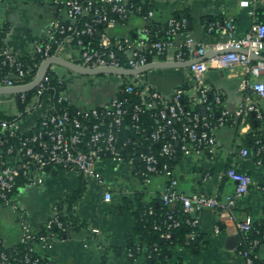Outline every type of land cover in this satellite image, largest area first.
I'll use <instances>...</instances> for the list:
<instances>
[{"label":"built area","instance_id":"built-area-1","mask_svg":"<svg viewBox=\"0 0 264 264\" xmlns=\"http://www.w3.org/2000/svg\"><path fill=\"white\" fill-rule=\"evenodd\" d=\"M258 1L264 2L240 0L239 4L248 8L250 14L255 16L253 4ZM51 2L58 10L65 11L66 18L54 19L48 29L47 38L32 43L30 58L33 60L42 61L59 52L66 42L72 41H75L78 63L91 68L101 66L138 68L161 57H164L162 60L184 61L190 57L202 56L210 47L186 33L189 20L185 16L169 17L166 20L164 34L160 36L156 34L154 39L149 38L147 26L136 36H120L111 32L120 19H126L131 15H140L146 21H150L155 15L154 6L145 10L143 3L137 4L132 0H51ZM207 30L208 32L223 30L227 36L226 41L213 47L246 49L248 53L233 51L189 66L195 78V89L189 96L192 100L205 104V115L185 110L182 104L185 91L181 88H174L168 101L158 90L147 84L149 87L141 95V102L133 106L131 119L136 133L149 143L135 142L136 147H133V150H130L132 148L130 139L119 137L127 114L129 96L135 92L133 81L122 79L118 92L108 104L99 107H78L75 110L71 107L75 102L67 93V89L60 92L57 97V103L67 105L57 108V103L48 89L50 84L48 73L33 90L19 94L18 100L22 102L30 100L26 114L32 116L34 122L28 128L20 127L18 120L0 122V131L15 140L6 148L7 159L0 160V202L19 214L23 227L20 243L24 249L21 253L12 255L0 238V264H46L44 257L38 252V245L45 249L50 248V234L54 226L60 232L67 230L62 220L61 208L54 205L46 221V228L50 231L44 236L32 231L26 219V211L14 198L13 190L18 177L28 176L27 184L33 185L39 182L42 174L55 167L77 171L85 177L101 181L102 175L98 165L107 158L134 166L137 175L145 183L155 174L164 173L168 176L161 198L166 205L179 204L184 214L188 215L185 222L192 227L188 243L199 236L200 212L219 209L221 222L232 220L235 231L242 233L238 252L244 263L264 264V218L261 220L263 226L260 228L250 220H237L232 211L236 202L249 193L253 182L251 175L235 167L228 168L225 174L235 183V189L233 194L220 199L198 192L191 194L181 192L178 189V180L169 166L177 146L185 154L214 153L217 146L216 129L224 126L232 116L245 118L253 113L259 119L263 117L257 101L246 99L232 112L223 108L222 97L217 93L214 98L216 103L222 106L220 117L216 122L207 119L206 115L211 111V106L206 102L212 90L204 84L202 76L211 68L226 70L237 64L248 65L252 73L259 74L260 66L251 65L249 53L259 54L264 50V23L254 20L247 32L240 37L236 35L237 26L233 16L224 21L211 22ZM95 34L99 38L97 41L92 38ZM59 35L64 38L58 37ZM151 56L153 59L150 60ZM36 73L35 64H30L23 55L7 47L0 50V86L26 83V79L34 78ZM59 75L63 81H68L63 75ZM240 89L253 90L259 98H264V81L244 80ZM159 105H161L159 111L153 113V117L160 120L158 125L153 129L143 126L142 114H145L147 109ZM186 116L189 117L188 120H185ZM175 122L180 126H174ZM32 129H34L32 132L26 134ZM3 144L4 140L0 135V146ZM155 145H159V152L154 149ZM255 145L256 163L264 166V140L258 138ZM249 152L248 148L240 150L242 156H247ZM160 156L166 160L161 162ZM10 159L14 161L11 163ZM137 160L142 163L141 168L136 167ZM105 199L107 201L112 199L110 192H106ZM181 223L182 220L176 217L174 210H171L166 229L179 227ZM155 228L160 229L159 225H155ZM214 229L220 232L221 226L217 224ZM94 231L99 232L98 229ZM161 235L168 237L169 233L162 232ZM138 250L140 251V247ZM129 255L132 256L131 251Z\"/></svg>","mask_w":264,"mask_h":264},{"label":"crops","instance_id":"crops-1","mask_svg":"<svg viewBox=\"0 0 264 264\" xmlns=\"http://www.w3.org/2000/svg\"><path fill=\"white\" fill-rule=\"evenodd\" d=\"M239 2L154 0L155 15L150 21L140 15H131L121 20L111 32L120 36H136L152 21L165 23L174 12L188 14L190 20L186 33L210 46L205 51L207 54L202 55L203 60H207L215 57L209 50L218 49L213 46L226 41L227 36L223 30L208 32L205 20L224 21L233 16L237 26L236 35L239 37L247 32L254 20L264 23V2L253 4L257 12L255 16L250 14L248 8L241 7ZM57 18L65 19L66 14L58 10L51 0H0V29L5 32V46L23 56L31 57L32 43L46 39L51 22ZM58 53L78 62L77 51L71 42H66ZM158 60L162 61H154ZM251 65L260 66L259 74L252 73L248 65L237 64L226 70L211 68L203 74L202 79L206 86L221 95L223 108L233 112L243 101L250 99L257 101L263 117L259 119L253 113L245 118L232 116L224 126L216 129L217 146L214 153H182L172 171L181 192H198L220 199L233 194L235 189V183L225 174L228 168L235 167L251 175L253 182L249 193L236 202L232 211L237 220L259 222L264 218V166L256 163L255 147L251 140L257 136L256 133L264 136V98H259L253 90H241L240 85L244 80L264 81V64L261 60L251 58ZM51 69L66 77L69 83L67 88H75L76 82L88 87L81 97L74 96L73 91L69 94L78 107L108 104L118 92L122 80L119 78L125 79V76L79 75L56 65ZM144 74L143 78L140 75L131 76L129 81H143L166 99L171 97L176 87L186 88L185 92L189 94L195 89V78L189 67L155 68ZM13 103L18 110L16 97L0 96V111L9 115L19 113L15 111ZM18 121L20 127L28 128L34 118L21 114ZM243 148L249 149L247 156L240 154ZM98 170L102 175L101 181L85 177L77 171L52 167L40 176L39 182L21 186L15 193L14 198L26 211L32 231L44 236V227L53 206L60 204L66 210L65 200L80 186L82 177L85 180V190L74 207V216L82 226L62 235L51 232L50 248L38 245V252L46 264H149L145 247L138 255H129V245L141 241L135 211L140 203L159 204L168 176L164 173L155 174L145 183L137 175L134 166L110 158L104 159L98 165ZM106 192L112 195L110 201L105 199ZM178 205L170 207L182 214ZM208 211L211 212L210 216H207ZM205 222L209 228L203 226ZM217 224L221 226L220 232L214 229ZM95 229L99 232H95ZM199 232V242L192 248L176 250L168 258L167 264H245L238 252L242 233L235 231L232 220L221 222V210L207 209L200 212ZM22 234L19 214L0 202V238L4 246L16 247Z\"/></svg>","mask_w":264,"mask_h":264},{"label":"trees","instance_id":"trees-1","mask_svg":"<svg viewBox=\"0 0 264 264\" xmlns=\"http://www.w3.org/2000/svg\"><path fill=\"white\" fill-rule=\"evenodd\" d=\"M135 3H143L145 10H148L149 8L153 7L154 5V0H132ZM257 13V12H256ZM173 16L176 17H182L185 16L190 20V17L188 14H180L178 12H174ZM122 19H120L121 21ZM217 20H212V19H207L205 20V27L206 29L208 28L209 24L211 22H215ZM81 24V23H80ZM165 23H160V22H155L152 21L151 24H148L147 27L148 32H149V38L154 39L155 35H163L164 34V29H165ZM189 26V25H188ZM0 50L5 49V43H4V37H5V32L0 29ZM134 36V35H133ZM64 38V36H58ZM93 40L97 41L98 35L95 34L93 37ZM73 45H75V41L71 42ZM55 51V49H54ZM53 51V53H54ZM26 60L30 64H35V72L38 69L39 64L41 63V60L36 59L33 60L28 56H24ZM121 59H123V56H121ZM153 59L152 56L150 57V60ZM160 59H164V57H161ZM48 74L50 75V84L48 89L51 91V94L55 100V103H57V97L60 92L64 91L67 88V82L63 81L61 79V76L56 73L54 70L51 68L48 71ZM33 78L28 77L26 79V82L31 81ZM135 85V92L131 94L130 101L127 105V114L124 117V121L121 126V132L119 137L121 139H130V150H133V147H136L135 142H143L145 144H148L149 141H146L142 138V136L134 130L132 127V124L134 123L132 118V113H133V106L135 103L141 102V98L147 90H148V85L146 83H141L140 80L135 79L134 81ZM124 87V85L122 86ZM182 90H186V88H181ZM32 92L29 93L31 95ZM218 92L212 90L208 96V100L206 104L211 106V111H208V114L206 115L207 119L213 120V122H216L217 119L220 117L219 112L222 109L221 104L216 103L215 101V94ZM190 94L187 92H184L183 98H182V104L185 108L186 111L190 112H199L202 113V108L205 106V104L197 102L192 100V98L189 96ZM169 101V99H168ZM30 100L27 99L25 102H22L17 99V105H18V111L19 113L9 115L6 114L4 111H0V122L1 121H16L19 119L20 115H25L28 111V105H29ZM67 103L59 104L57 103V108L61 106H66ZM72 110H75L78 108L76 104L71 105ZM161 108V105L159 107H154L151 109H147L146 113L142 114L141 116V123L143 126H147L150 129H153L158 125L160 120L158 118L153 117V113H156L159 111ZM188 116L185 117V120H188ZM174 126L179 127V123L175 122ZM34 129L27 131V133L32 132ZM0 135L2 136L4 140V144L0 146V160H6L8 155L6 153V148L11 145L12 143L15 142L14 139L10 138L6 133H2L0 131ZM147 135V134H146ZM257 136L252 137L251 144L254 145L256 149L255 142L256 140L262 139L264 140V136L256 133ZM154 149L156 152H159V145H155ZM182 155V152L180 150V147L177 146V151L174 154L173 158L169 161V166L170 170H173V167L175 166L177 160L180 158ZM161 162H164L166 159L162 156L159 157ZM136 167L141 168L142 163L137 160L136 161ZM29 181L28 176L21 175L20 177L17 178V183L15 185V188L13 190V193L15 194L18 189L21 186H24L27 184ZM85 190V180L82 177V181L80 186L71 194L68 196V198L65 200L67 202V207L66 210L62 207V205L58 204L59 208H61L62 211V220L64 221L65 225L67 226V231L74 229V228H79L82 226V223L74 216V207L76 201L82 196L83 192ZM178 210L182 213H178L176 209H172L169 205H166L162 198L157 205V203H140L136 212L137 216V228L138 232L140 233L141 241L139 244L132 243L129 245L128 249L132 252V256L138 255L139 252H141L142 247L146 248V255H147V260L149 264H167L168 258H170L174 252L180 248H186V247H194L195 246V240L188 243L190 234L192 232V227L189 226L185 221L188 217L187 214H184L182 212L183 210L181 207L178 205ZM171 210H174V214L176 215L177 218H180L182 220V223L179 227L167 230L166 225L168 223V214ZM155 225H159L160 229L155 228ZM255 225L257 227H262L263 226V221L255 222ZM50 230H47L46 224L44 227V234H47ZM51 232L53 233H59V234H64L66 232H60L58 228L55 226L52 228ZM162 232H168L169 236L168 237H162ZM138 247H140V251L138 250ZM12 255H15L16 253H21L23 251V246L21 243H19L16 247L14 248H7ZM148 255H150L148 257Z\"/></svg>","mask_w":264,"mask_h":264},{"label":"water","instance_id":"water-1","mask_svg":"<svg viewBox=\"0 0 264 264\" xmlns=\"http://www.w3.org/2000/svg\"><path fill=\"white\" fill-rule=\"evenodd\" d=\"M209 51H212L215 56L230 53L233 51H238L241 53H248L246 49L234 50L232 48H229V49L218 48V49L209 50ZM206 54L207 52H205L203 56H205ZM249 55L252 59L261 60V62L264 64V50H262L259 54L249 53ZM203 56L202 58L200 57V58L189 59V60H184V61H168V60L152 61L138 68H126V67H114V66H101V67L91 68V67L83 66L82 64L76 61L67 59L61 56L57 51L51 56L41 61V63L38 66L37 73L31 81H28L23 84L13 85V86H0V96H7V95L16 96V98L19 99L18 98L19 94L23 92H29L33 90L35 87H37L42 82V80L48 73L49 69L54 65L65 68L68 71L74 72L79 75H84V76L117 75V76L137 77L138 75L148 72L149 70L155 69V68L189 67L195 62L202 61L204 59ZM202 114L203 115L206 114L204 107L202 108ZM210 215H211V212L208 211L207 216H210ZM203 226L206 228H209L206 222L203 224ZM198 242H199V236H197L195 239V243H198Z\"/></svg>","mask_w":264,"mask_h":264},{"label":"rangeland","instance_id":"rangeland-1","mask_svg":"<svg viewBox=\"0 0 264 264\" xmlns=\"http://www.w3.org/2000/svg\"><path fill=\"white\" fill-rule=\"evenodd\" d=\"M145 74L143 73V74H140V77L141 78H143V76H144ZM113 76H115V77H117L116 75H113ZM120 80L121 79H123V78H119ZM125 79H127V80H131V76H125ZM68 83V82H67ZM69 84V83H68ZM76 85H75V88H72L71 86H68V88H67V93L68 94H70L71 95V93H72V91L74 92V96H77V97H81V96H83V94L85 93L84 91H86L87 90V88H85V85H83L82 84V82L80 83V82H76L75 83ZM75 89V90H74ZM78 89V90H77ZM90 91V90H89ZM93 93V91H90V93ZM91 95V94H90ZM5 104H6V101L4 102ZM4 104V105H5ZM14 105V109H15V111L17 112L18 110H17V108L15 107V103H13Z\"/></svg>","mask_w":264,"mask_h":264}]
</instances>
